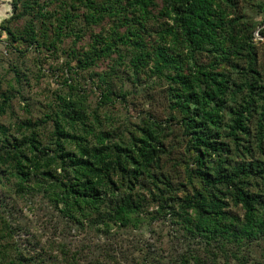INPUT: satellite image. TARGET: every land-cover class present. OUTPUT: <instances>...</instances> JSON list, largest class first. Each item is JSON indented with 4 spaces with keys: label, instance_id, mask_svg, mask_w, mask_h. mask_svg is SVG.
I'll return each mask as SVG.
<instances>
[{
    "label": "trees",
    "instance_id": "1",
    "mask_svg": "<svg viewBox=\"0 0 264 264\" xmlns=\"http://www.w3.org/2000/svg\"><path fill=\"white\" fill-rule=\"evenodd\" d=\"M54 1L12 0L13 15L28 20L21 35L4 20L0 34L38 46L35 21L53 18L56 7L60 12L51 24L58 39L78 17L87 25L111 20L110 31L93 35L77 65L89 68L103 57L117 54L123 61L129 55L132 83L142 71L167 82L169 106L192 152L184 164L192 186L182 192L185 183L175 185L161 170L165 147L157 121L147 116L123 136L113 118L104 114L102 120L89 109L86 94L71 85L54 96L44 119L22 120L17 133L0 123V184L21 196H41L65 223L105 236L137 229L148 216L168 220L181 250L149 255L146 264H264V75L252 40L256 24L240 13L239 0H162L157 15L156 0H57L47 10ZM80 6L84 12H72ZM159 16L165 21L147 45L150 20ZM202 53L214 62H199ZM222 63L228 69L218 70ZM104 77L98 78V99L124 100L127 92L114 90ZM0 95L3 113L9 96ZM43 124L49 127L45 133ZM13 233L0 206V264H71L26 256Z\"/></svg>",
    "mask_w": 264,
    "mask_h": 264
},
{
    "label": "rangeland",
    "instance_id": "2",
    "mask_svg": "<svg viewBox=\"0 0 264 264\" xmlns=\"http://www.w3.org/2000/svg\"><path fill=\"white\" fill-rule=\"evenodd\" d=\"M11 2L0 0V11H4L0 23L8 20L6 25L10 30L21 35L28 16L15 17ZM58 3L55 0L46 9L51 10ZM162 6V0H156L152 12L157 15ZM56 10L53 18L59 15L58 7ZM238 10L256 24L252 40L259 68L264 75V36L259 33L263 28L264 0H239ZM84 11L85 8L80 6L72 12L80 14ZM242 14H239L240 23ZM53 18L35 21L38 46L29 45L23 40L12 41L4 32L0 34V94L5 92L9 96L5 112L2 113L0 109V123L10 126L12 133H17V123L22 120L44 119L43 114L54 105L56 94L69 92V85L79 87V91L86 94L89 109L98 112L102 120L104 114L110 116L109 121L113 118V127L122 130L123 136L128 135L127 128L135 129L147 116L157 121L163 128L161 141L165 147L159 163L161 170L175 185L185 183L182 192L189 191L192 184L186 179L184 164L191 162L192 152L187 151V136L183 133L176 111L169 106L167 82L142 71L139 82L132 83L127 63L129 55L121 61L117 59V54H113L97 59L89 68L78 67L77 58H81L89 49L93 35H104L110 31L112 21L105 19L87 25L78 17L72 31L66 32L65 29L58 39L54 23L51 24ZM164 21L165 18L161 16L150 20L152 32L144 35L147 45L155 40L153 30ZM76 32L79 37L75 36ZM51 40L52 44L49 43ZM197 60L209 64L214 62V57L202 53L197 56ZM226 69L228 67L225 64L218 65V70ZM99 75H104L114 90L119 87L125 90V99L121 101L117 98L112 104H103L98 99L102 88L98 81ZM40 129L45 133L49 127L43 124ZM188 166L192 167V164ZM193 184L200 185L196 180H193ZM0 203L14 232L13 240L26 256L41 254L71 264H146L145 258L149 255L169 256L181 250V244L173 241L174 226L163 218L151 219L148 216L146 222L137 229H114L105 236L65 223L45 198L15 194L13 190H7V185L0 184ZM155 209V204L149 207L151 212Z\"/></svg>",
    "mask_w": 264,
    "mask_h": 264
},
{
    "label": "crops",
    "instance_id": "3",
    "mask_svg": "<svg viewBox=\"0 0 264 264\" xmlns=\"http://www.w3.org/2000/svg\"><path fill=\"white\" fill-rule=\"evenodd\" d=\"M3 12H4V11H0V17L4 14Z\"/></svg>",
    "mask_w": 264,
    "mask_h": 264
}]
</instances>
